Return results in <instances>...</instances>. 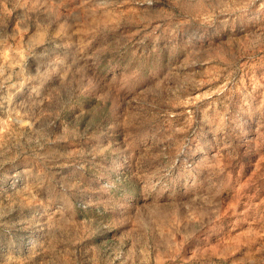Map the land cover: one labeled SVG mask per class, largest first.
<instances>
[{
    "label": "rangeland",
    "instance_id": "rangeland-1",
    "mask_svg": "<svg viewBox=\"0 0 264 264\" xmlns=\"http://www.w3.org/2000/svg\"><path fill=\"white\" fill-rule=\"evenodd\" d=\"M0 264H264V0H0Z\"/></svg>",
    "mask_w": 264,
    "mask_h": 264
}]
</instances>
